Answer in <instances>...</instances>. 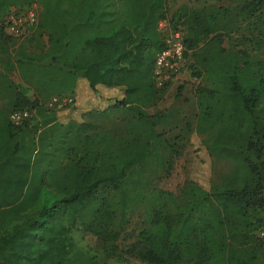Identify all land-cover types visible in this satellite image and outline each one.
I'll return each mask as SVG.
<instances>
[{
  "label": "trees",
  "instance_id": "obj_1",
  "mask_svg": "<svg viewBox=\"0 0 264 264\" xmlns=\"http://www.w3.org/2000/svg\"><path fill=\"white\" fill-rule=\"evenodd\" d=\"M33 5L40 18L21 43L0 25V264H69L78 233L96 264H264V0L181 18L202 82L194 130L213 167L228 169L178 195L147 191L144 177L160 141L145 110L160 98L167 0H0V18ZM64 92L66 125L50 114L31 138L30 118L9 122Z\"/></svg>",
  "mask_w": 264,
  "mask_h": 264
},
{
  "label": "rangeland",
  "instance_id": "obj_2",
  "mask_svg": "<svg viewBox=\"0 0 264 264\" xmlns=\"http://www.w3.org/2000/svg\"><path fill=\"white\" fill-rule=\"evenodd\" d=\"M245 1L247 0H167L166 19L160 24L161 36L165 38L178 30L183 33L185 30L180 24L181 18L191 10L205 9L210 6L230 8L241 5ZM36 6L38 8H35V6L33 8H35L39 16L41 8L38 5ZM9 9L10 12L0 18V25L2 24L4 27L6 17L25 11H18L14 7ZM34 30L32 28L23 36L13 39L16 44L21 43ZM224 44L228 46L230 43L225 40ZM197 73V66L189 52L180 63L178 72L172 77L171 82L160 89L159 100L145 110L146 114L153 118L155 131L160 135L159 145L155 149L154 156L145 166L144 177L147 179V191H161L178 195L189 181L195 182L203 189L208 190L212 181L217 182L219 176L227 172L228 167L225 163H217L213 167L200 137L196 135L194 130L197 113L195 92L202 83ZM12 80L16 85L23 86L17 74L12 76ZM26 96L31 102L35 100L32 88L28 90ZM57 97H60L61 100L67 97L72 98L66 92ZM52 99L45 102L44 106L38 110H28L31 120V128L28 132H30L31 138H36L37 131L42 130L41 125L45 119L50 117V114L53 119L52 124L56 126L62 127L70 120L69 115L73 112V104L63 107L55 105L49 108L48 104ZM103 124H107V122ZM59 128L54 131L53 143H56L59 138L57 131ZM260 144L264 151V138L260 140ZM134 209L131 223L126 228L128 233L132 231L137 233V227L142 219L143 207L137 204ZM261 234L257 233V236L261 238ZM75 238L78 250L71 257L69 264H96L91 258L96 255V252L90 250L87 245L91 243L89 242L90 239L84 240L81 233L76 234ZM132 241L133 239L126 240L122 235L118 245L120 249H125ZM133 263L139 264L136 261H133Z\"/></svg>",
  "mask_w": 264,
  "mask_h": 264
},
{
  "label": "built area",
  "instance_id": "obj_3",
  "mask_svg": "<svg viewBox=\"0 0 264 264\" xmlns=\"http://www.w3.org/2000/svg\"><path fill=\"white\" fill-rule=\"evenodd\" d=\"M38 23V13L35 8H29L6 17L5 33L11 38H19L27 31L35 28ZM164 48L156 54L153 65V83L157 89L163 88L172 77L178 72L180 63L184 60V34L181 31H174L164 38ZM73 99L67 97L61 100L60 97H53L48 104L49 108L55 105L63 107L72 105ZM30 118L29 111H13L9 114L8 120L15 126L21 125ZM264 238V233L261 234Z\"/></svg>",
  "mask_w": 264,
  "mask_h": 264
},
{
  "label": "crops",
  "instance_id": "obj_4",
  "mask_svg": "<svg viewBox=\"0 0 264 264\" xmlns=\"http://www.w3.org/2000/svg\"><path fill=\"white\" fill-rule=\"evenodd\" d=\"M35 6V8L37 7L36 5H34ZM34 6H32L31 8H33ZM38 8V7H37ZM42 10V9H41ZM40 13V12H39ZM41 14V13H40ZM40 14H39V16H38V21H39V18H40ZM161 24V23H160ZM160 24H159V31H160Z\"/></svg>",
  "mask_w": 264,
  "mask_h": 264
}]
</instances>
